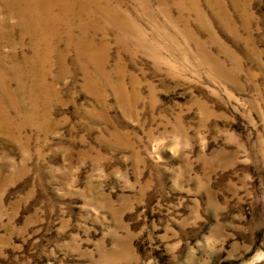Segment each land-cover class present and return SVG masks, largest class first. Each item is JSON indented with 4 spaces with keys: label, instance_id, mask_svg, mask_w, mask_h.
<instances>
[{
    "label": "rangeland",
    "instance_id": "1",
    "mask_svg": "<svg viewBox=\"0 0 264 264\" xmlns=\"http://www.w3.org/2000/svg\"><path fill=\"white\" fill-rule=\"evenodd\" d=\"M110 2L0 39V264H264V0Z\"/></svg>",
    "mask_w": 264,
    "mask_h": 264
},
{
    "label": "bare ground",
    "instance_id": "2",
    "mask_svg": "<svg viewBox=\"0 0 264 264\" xmlns=\"http://www.w3.org/2000/svg\"><path fill=\"white\" fill-rule=\"evenodd\" d=\"M1 1L5 5L3 12L0 11V26L4 29L6 27V31L3 32L0 27V39L8 38L17 26L20 39L25 36L31 38L33 58L38 57L35 55L43 45L53 47L62 32L66 36L64 45L67 49L75 48L76 54L81 56L86 53L97 55L100 50L95 46V41L89 38L88 28L102 23L97 28L94 26L93 36L100 33L99 31L105 36L110 27L118 30L123 27L120 10L117 5H111V0ZM10 18L14 19V22H11ZM41 53L47 55L48 49L45 52L42 49Z\"/></svg>",
    "mask_w": 264,
    "mask_h": 264
}]
</instances>
